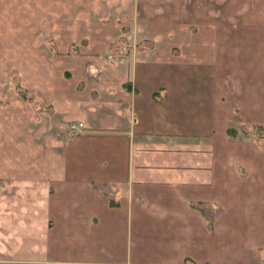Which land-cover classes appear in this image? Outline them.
<instances>
[{"label":"crops","instance_id":"crops-1","mask_svg":"<svg viewBox=\"0 0 264 264\" xmlns=\"http://www.w3.org/2000/svg\"><path fill=\"white\" fill-rule=\"evenodd\" d=\"M73 2L141 34L0 38V264H264V0Z\"/></svg>","mask_w":264,"mask_h":264},{"label":"rangeland","instance_id":"rangeland-1","mask_svg":"<svg viewBox=\"0 0 264 264\" xmlns=\"http://www.w3.org/2000/svg\"><path fill=\"white\" fill-rule=\"evenodd\" d=\"M48 1H50L49 4L46 3V0H0V38L3 40L2 43L8 46L10 43L25 44L28 42L27 40L34 37L37 47L47 44L50 46L51 54L66 55V59L83 53L85 56H90L94 52L103 51V49L116 55H122L129 49L135 48L136 45L133 41L141 32L139 29L123 26L122 13H78L73 12L72 9L81 6H74L76 5L74 0H61L65 2L63 5H58L59 2L53 3L58 0ZM63 6L67 11H58L63 10ZM103 17L107 18L106 21L99 20ZM107 21L112 23H107ZM94 22H103L104 25L96 23L94 25ZM9 26H12L13 29H10ZM148 44L150 45V41L147 42ZM148 47L146 48L148 49ZM172 54L176 55L174 52ZM83 64H85L84 68H94L85 61ZM247 127L251 128L252 126ZM255 130L257 129L255 128Z\"/></svg>","mask_w":264,"mask_h":264},{"label":"built area","instance_id":"built-area-1","mask_svg":"<svg viewBox=\"0 0 264 264\" xmlns=\"http://www.w3.org/2000/svg\"><path fill=\"white\" fill-rule=\"evenodd\" d=\"M82 127H83L82 122H77V123L72 124V130L73 131L80 130V128H82Z\"/></svg>","mask_w":264,"mask_h":264}]
</instances>
